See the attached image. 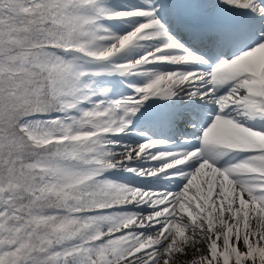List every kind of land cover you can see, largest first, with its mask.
<instances>
[{
  "label": "snow or ice",
  "instance_id": "snow-or-ice-1",
  "mask_svg": "<svg viewBox=\"0 0 264 264\" xmlns=\"http://www.w3.org/2000/svg\"><path fill=\"white\" fill-rule=\"evenodd\" d=\"M0 264H264V0H0Z\"/></svg>",
  "mask_w": 264,
  "mask_h": 264
}]
</instances>
